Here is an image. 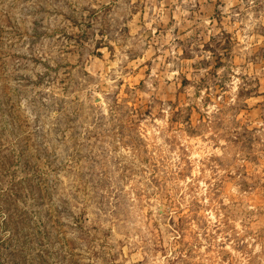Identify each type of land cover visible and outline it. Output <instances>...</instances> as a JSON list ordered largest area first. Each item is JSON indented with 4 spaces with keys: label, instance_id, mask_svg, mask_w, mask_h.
I'll use <instances>...</instances> for the list:
<instances>
[{
    "label": "rangeland",
    "instance_id": "rangeland-1",
    "mask_svg": "<svg viewBox=\"0 0 264 264\" xmlns=\"http://www.w3.org/2000/svg\"><path fill=\"white\" fill-rule=\"evenodd\" d=\"M0 264H264V0H0Z\"/></svg>",
    "mask_w": 264,
    "mask_h": 264
}]
</instances>
